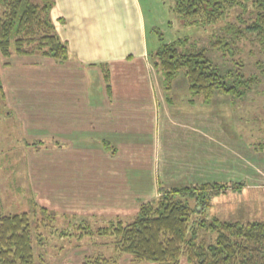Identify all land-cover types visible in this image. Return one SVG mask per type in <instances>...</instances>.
Wrapping results in <instances>:
<instances>
[{"label": "rangeland", "instance_id": "rangeland-1", "mask_svg": "<svg viewBox=\"0 0 264 264\" xmlns=\"http://www.w3.org/2000/svg\"><path fill=\"white\" fill-rule=\"evenodd\" d=\"M140 1L150 51L162 42L188 38L206 49L205 55L220 71H242L247 78H253L254 83L242 99L216 95L208 104L199 100L204 123L218 121V137L204 136L186 145L184 140L176 139L168 146V151L159 156L158 163L155 162L156 180L167 187L208 180L243 183L240 189H228L215 195L201 217L242 223L264 221V51L253 35L245 33L244 26L253 17L251 1L246 2L245 8L231 9L223 20L206 28L182 26L172 11L174 0ZM229 24L244 35L234 36L229 53H222L211 44L217 37L233 36L234 30L226 32ZM26 56L42 54L33 49L29 55L12 52L9 58H0L4 90V95L0 93V214L27 213L34 222L42 224L34 232V236L41 235L43 239L41 243L33 239L35 264H84L86 258L114 257L118 253L113 238L97 235L96 230L109 225L115 209L122 211L119 217L125 216L124 222H131L136 214L134 209H130L129 204L125 206V201L118 205L111 192L110 196L105 192L100 196L95 194L97 186L100 189L111 180L108 175L92 176L98 183H93L89 189L90 184L85 180L77 182L76 174L65 176L55 184L52 172L56 168H71L73 173L79 168L97 172L102 168H115L116 164L111 157L104 159L97 153L74 150L73 154H68L60 152L62 148L57 151L50 135L52 116L46 103V81L28 69L30 66L16 60ZM175 81L176 92L184 94L170 96L173 103L177 99L173 111L178 113L184 106L180 99L188 95L184 92L186 80L182 71ZM206 131L210 136L211 130ZM57 194L61 200H57ZM158 196L155 193L154 197ZM35 203L45 206L47 212L35 208ZM63 230L67 234L61 236ZM83 231L93 234H83ZM198 237L209 244L214 242L216 233L200 229ZM116 257V264H134L127 255Z\"/></svg>", "mask_w": 264, "mask_h": 264}, {"label": "crops", "instance_id": "crops-1", "mask_svg": "<svg viewBox=\"0 0 264 264\" xmlns=\"http://www.w3.org/2000/svg\"><path fill=\"white\" fill-rule=\"evenodd\" d=\"M141 3L53 0L50 19L67 46V60L60 63L44 56L16 59L46 81V103L52 116L50 135L57 151L97 153L104 159L111 157L116 164L115 168L97 172L79 168L73 173L71 168H56L53 182L76 174L77 182L85 180L90 189L98 183L92 176L108 175L111 180L100 189L97 186L95 194L105 192L110 196L111 192L118 205L125 201L123 204H129L135 213L141 203L158 195L162 184L156 180L155 164L168 146L176 139L186 145L204 136L218 137L219 129L216 120L204 123L202 99L189 96L186 83L184 92L188 95L180 99L184 106L179 102L183 108L178 113L173 111L177 99L173 103L170 96L184 94L176 92V81L169 92L164 91L162 78L151 62L156 48L149 50ZM104 143L110 148L106 150ZM57 200H61L59 195ZM114 214L112 219L125 217H119L123 214L119 209Z\"/></svg>", "mask_w": 264, "mask_h": 264}, {"label": "trees", "instance_id": "trees-1", "mask_svg": "<svg viewBox=\"0 0 264 264\" xmlns=\"http://www.w3.org/2000/svg\"><path fill=\"white\" fill-rule=\"evenodd\" d=\"M243 1L174 0L172 11L182 26L206 28L223 20L231 9L244 7L251 1L253 17L245 24V33L253 35L264 51V0ZM52 6L53 0H0V58H9L12 52L29 55L36 49L44 57L60 63L66 61L67 46L56 34L50 19ZM226 27V32L234 30L232 24ZM234 31L232 37H217L211 47L229 53L233 37L244 35L240 30L235 31L237 34ZM205 51L188 38L160 43L151 58L162 78L164 91L171 90L182 71L190 95L201 98L204 103L208 104L216 95L244 98L254 85L253 78H247L242 71H220ZM1 77L0 66V93L4 95ZM110 146L103 144L106 150ZM242 187L243 183L235 185V181H211L170 188L161 185L159 196L141 203L131 222L113 219L108 226L99 227L96 233L113 238L116 256L127 255L134 264H180L182 261L186 264H264V221L242 223L201 217L215 195ZM34 206L47 212L45 206L36 203ZM41 225L27 213L0 214V264H35L33 239L38 242L43 239L41 235L34 236V232ZM200 229L215 232L214 242L208 244L200 239ZM87 232L83 231V234H93ZM60 233L61 236L67 234L64 230ZM116 256L109 259L86 258L84 264H116Z\"/></svg>", "mask_w": 264, "mask_h": 264}]
</instances>
